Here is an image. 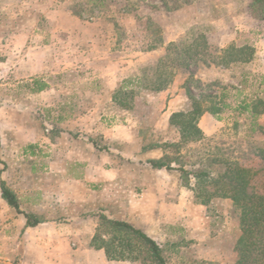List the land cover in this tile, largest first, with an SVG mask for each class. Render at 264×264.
Wrapping results in <instances>:
<instances>
[{"label":"rangeland","instance_id":"374dc122","mask_svg":"<svg viewBox=\"0 0 264 264\" xmlns=\"http://www.w3.org/2000/svg\"><path fill=\"white\" fill-rule=\"evenodd\" d=\"M48 2L52 9L58 7V17L65 23L61 36L65 38L72 36V31H79L84 38L79 41L85 51L81 61L91 54L107 53V58L96 59L95 64L101 68L112 63L110 72L118 73L116 97L119 98L122 90L134 92L132 101H126L131 106L129 110L120 108L122 112H114L106 104V109L97 112L103 115L106 127L119 126V135L125 134L123 145L118 142V145L114 143L115 147L127 148L131 154H136L140 160L138 165L145 168L142 174L146 186L129 190L130 200H139L140 206L133 215H138L142 231L162 248L166 264H234L240 227L231 200L215 197L207 205H201L194 192L182 185L179 172L152 176L145 166L150 170L148 160L165 158L175 168L200 169L217 178L236 164L256 172L249 191L264 195V113H261L264 109V29L257 11L251 3L246 6V0ZM240 13L256 20L257 27H248L247 21L241 23ZM4 16L11 21L12 14ZM148 22L159 28L158 36L162 39V45L151 51L147 50ZM240 24L244 28L241 29ZM199 35L207 40L212 63L208 66L198 63L176 71L169 68L167 72L172 76L164 90L157 93L143 88L155 79L154 66L164 57L169 44L182 48ZM231 47L251 48L253 54L245 62L219 65L218 58H225V51ZM48 65L54 72L64 68L56 60ZM96 74L81 76L76 82L82 84L85 91L88 87L95 89V85L100 88L102 84ZM59 80L57 83L67 87L68 77ZM188 93L196 99L203 98L204 107L214 106L215 101L210 96H215L217 102L222 96L220 111L216 115L205 113L199 119L198 127L203 133L199 142L167 148L166 143H181L177 128L169 125V117L190 109ZM8 95L1 90L0 102ZM19 95L24 97V94ZM255 105L256 115L253 113ZM2 111L0 133L5 137L8 129L15 126L6 122L4 112L8 109ZM40 129L45 133V126ZM97 144L107 148L100 141ZM150 179L154 181V188L149 190ZM191 184L194 185V180Z\"/></svg>","mask_w":264,"mask_h":264},{"label":"crops","instance_id":"0c3cea01","mask_svg":"<svg viewBox=\"0 0 264 264\" xmlns=\"http://www.w3.org/2000/svg\"><path fill=\"white\" fill-rule=\"evenodd\" d=\"M57 9L48 0H0V91L9 94L0 102V115L8 109L6 122L15 126L5 137L0 133V183L14 193L20 211L9 207L0 191V264H139L108 261L103 249L92 246L100 215L142 231L133 215L139 200H130L129 190L145 185V168L136 154L115 147L123 145L125 134L119 135V126L106 127L97 112L106 104L122 112L113 99L118 73L110 72L112 63L95 64L108 54H91L82 62L84 38L79 31L61 36L65 23ZM5 14H12L11 21ZM238 20L257 27L245 13ZM54 60L64 68L51 70ZM95 74L100 88L85 91L76 82ZM64 77L67 87L57 83ZM145 167L152 176L171 175ZM24 215L37 224L26 227Z\"/></svg>","mask_w":264,"mask_h":264},{"label":"trees","instance_id":"16d2710c","mask_svg":"<svg viewBox=\"0 0 264 264\" xmlns=\"http://www.w3.org/2000/svg\"><path fill=\"white\" fill-rule=\"evenodd\" d=\"M183 2L186 3V0ZM251 7L257 11L258 20L264 22V0H251ZM147 25V34L150 40L147 50L151 51L162 45V39L158 36V27H154L149 22ZM252 54L251 48L231 47L225 51V58H218L219 65L228 66L233 63L245 62L251 58ZM211 59V52L204 35L197 36L189 45L182 48L171 43L167 46L164 57L154 66L155 79L150 86L143 88L152 92H161L172 76V73L167 72V69L171 68L174 71L187 69L198 63L208 66L212 63ZM166 77H169V80H165ZM143 81H147L146 75H144ZM116 94L113 98L116 105L124 110H129L131 106L126 101L127 99L132 101L134 92L122 90L119 92V98L116 97ZM188 97L191 101L190 109L175 112L169 117V125L177 128L181 143H166L164 146L167 148H177L181 144L199 142L203 138V133L198 127L199 119L205 113L216 115L220 111L219 103H222V96L218 102L215 96H210V99L215 101L212 107H204L203 98L196 99L189 93ZM256 109L257 105L253 107L254 115L257 114ZM261 113H264V109ZM156 147L161 148L162 146ZM146 163L155 170L165 169L166 171L179 172L182 185L194 192L195 197L200 199L201 205H207L215 197L231 200L240 227V237L235 246L237 258L234 264H264V195L249 191L250 181L256 172L234 164L219 177L212 178L209 172L204 170L187 169L185 166L175 168L165 158L150 159ZM192 180H194V185L191 184ZM206 186H210V189H206ZM0 191L1 198L6 204L20 213L14 193L3 182L0 183ZM24 216L26 227H34L37 224L33 217ZM92 246L103 249L108 261L166 264L162 248L154 239L129 223L110 219L105 215L99 216Z\"/></svg>","mask_w":264,"mask_h":264}]
</instances>
